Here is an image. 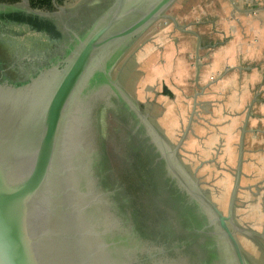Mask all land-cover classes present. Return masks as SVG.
I'll return each mask as SVG.
<instances>
[{
	"label": "water",
	"instance_id": "95a60500",
	"mask_svg": "<svg viewBox=\"0 0 264 264\" xmlns=\"http://www.w3.org/2000/svg\"><path fill=\"white\" fill-rule=\"evenodd\" d=\"M175 1L114 0L61 65L25 82L6 74L0 59V264H111L108 253L116 242L106 243L91 221L89 193L78 180L74 132L90 86L96 81L114 84L112 72L119 61L122 67L135 42L157 20L169 16L165 12ZM32 11L21 2H0V21H20ZM120 91L134 100L124 87ZM138 111L161 137L165 156L170 147L177 159L186 132L172 148L149 116ZM241 160L242 151L227 212L178 159L181 171L172 164L195 204L201 244L216 264H248L232 227ZM140 263L142 259L120 264Z\"/></svg>",
	"mask_w": 264,
	"mask_h": 264
},
{
	"label": "flooded vegetation",
	"instance_id": "af4514ba",
	"mask_svg": "<svg viewBox=\"0 0 264 264\" xmlns=\"http://www.w3.org/2000/svg\"><path fill=\"white\" fill-rule=\"evenodd\" d=\"M113 1L80 0L73 6H65L64 1L51 11L22 0L33 11L24 13L27 15L20 21H0V29L10 24L40 29L56 37L57 48L45 61L11 78L25 82L44 69L61 65ZM2 65L6 74H11L13 67L5 61ZM113 78H117L116 84L96 81L87 90L81 124L74 132L76 140L84 133L85 145L76 143V163L81 189L89 193L86 203L91 205V221L103 232L106 243L116 242L108 253L111 264L137 259H142L140 264H186L195 254L208 251L196 232L199 226L193 217L195 204L188 199L189 194L183 191L172 168L174 165L180 170L178 158H172L170 147L169 156H165L161 137L138 111H145L144 104L124 97L120 91L122 79L116 75ZM112 154L122 166L121 171L114 166ZM170 158L174 159L173 165Z\"/></svg>",
	"mask_w": 264,
	"mask_h": 264
},
{
	"label": "crops",
	"instance_id": "0c3cea01",
	"mask_svg": "<svg viewBox=\"0 0 264 264\" xmlns=\"http://www.w3.org/2000/svg\"><path fill=\"white\" fill-rule=\"evenodd\" d=\"M183 2L189 8L170 15L166 32L160 30L130 51L122 67L130 59L153 57L147 79L158 85L145 87L142 96L153 90L159 100L178 104L177 120H187V104H206V118L219 122L208 145L217 155L222 147L227 153L238 147V159L242 151L241 188L245 180L253 183L254 175H264V0ZM170 110L160 119L165 130ZM193 129L192 145L206 128L194 124ZM227 177L234 183L235 176Z\"/></svg>",
	"mask_w": 264,
	"mask_h": 264
},
{
	"label": "rangeland",
	"instance_id": "374dc122",
	"mask_svg": "<svg viewBox=\"0 0 264 264\" xmlns=\"http://www.w3.org/2000/svg\"><path fill=\"white\" fill-rule=\"evenodd\" d=\"M79 1L65 0L64 4L65 6H73ZM182 1L176 0L173 2L165 12L169 16L160 18L147 29L135 42L131 48V52L133 50L135 51L142 42L149 40L152 35L160 30L162 34L166 32V26L172 24V15L189 8V2L180 4ZM55 48H57L55 36L41 30H33L27 25L10 24L6 29H0V59L9 63L10 67H13L11 69L12 72H10L11 77L22 75V73L24 74L31 70L34 65L45 61ZM138 58H136L137 61L135 62H132L130 59L125 63L126 65L123 68L119 66L122 63L121 59L114 68L113 76L115 77L116 75L119 80L122 79V86L139 105L144 104L142 105V107H145L143 109L145 110L143 111L144 114L149 115L151 122L164 133L171 147H174L178 140L185 134V129L191 117L190 129L186 133L182 146L179 149L178 160L189 174H195L198 177L202 187L209 192L210 197H212L223 212H227L234 184L232 181L230 182V177L227 176L228 174L229 176L236 175L238 147L235 150L233 148V153H227L225 147H222L220 154L217 155L216 150L213 148L214 145L212 143L208 145V139H211L215 135V132H217L214 127L219 122L211 121V118H206L205 103H203L202 107L199 106L200 104H187V120H177L178 104H174V107H172L173 104L171 105L164 100H159V97L154 94L155 92L153 90L152 92L148 91V97L144 98L142 96V92L145 91L144 88L153 86L156 89L158 84H156L157 81L151 84V81L147 79L151 75L149 66L154 58L152 57V60L151 58L143 60ZM169 108L171 109V115L169 116V121L165 122L169 125V129L165 130V127L162 125L163 122L160 119L166 114ZM190 110L193 112V115ZM79 123L81 124V120ZM194 124H202L206 130H203V135L192 145L190 143L193 141L191 135L194 133ZM112 126L114 125L112 124ZM174 127H177L178 130H173L172 128ZM114 129L115 126L113 127V136L116 137L117 130L115 131ZM174 133H177V135L175 136ZM83 137L84 133H82L81 138L78 136L77 142L79 146L85 145V141H82ZM111 159L116 169L121 171L122 166L118 163L114 154L111 155ZM241 185L242 187L237 195L232 227L249 264H264V175L259 179H257V175H254L253 183L245 180ZM134 186V188H137L136 185ZM135 190L134 192L138 191L137 189ZM156 264L162 263L158 262ZM186 264H216V261L209 254H195Z\"/></svg>",
	"mask_w": 264,
	"mask_h": 264
},
{
	"label": "trees",
	"instance_id": "16d2710c",
	"mask_svg": "<svg viewBox=\"0 0 264 264\" xmlns=\"http://www.w3.org/2000/svg\"><path fill=\"white\" fill-rule=\"evenodd\" d=\"M22 0H0V2L5 3H17L21 2ZM65 0H29V3L32 7L35 8H47L49 10H55L57 8V5L63 4ZM33 30H37L35 28H32ZM40 30V29H39Z\"/></svg>",
	"mask_w": 264,
	"mask_h": 264
}]
</instances>
